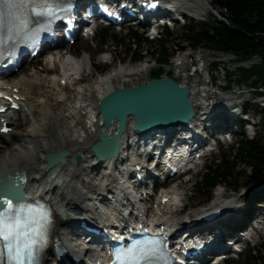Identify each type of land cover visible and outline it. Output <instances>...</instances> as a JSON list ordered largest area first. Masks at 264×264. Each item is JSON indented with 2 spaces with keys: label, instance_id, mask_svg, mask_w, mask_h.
Wrapping results in <instances>:
<instances>
[{
  "label": "bare ground",
  "instance_id": "bare-ground-1",
  "mask_svg": "<svg viewBox=\"0 0 264 264\" xmlns=\"http://www.w3.org/2000/svg\"><path fill=\"white\" fill-rule=\"evenodd\" d=\"M87 1L89 0H83V3ZM171 1H174V3L182 2H180L179 0ZM189 2H192L197 14H204L205 7L207 5L203 0H188V3ZM203 3L205 4V7L200 9L204 5ZM78 4L80 5V0L78 1ZM218 14L219 13L215 15L220 18ZM91 36L92 34L90 33L88 34V36L78 35L79 39H90ZM191 49L192 53L189 56H180L176 63H171L173 59V56H171L169 64L170 66H172V69L165 71L162 77H167L168 73H172V75H175V72L180 71L181 68H187V75H194V66H190V64L195 63L196 73L197 75H200L199 84H202L205 76L204 72L209 68L208 60H206V58L208 57H206V53L213 55L219 54L223 56L222 58L227 56H234L220 51L210 50L203 46H198L197 48L191 46ZM181 52H184V50L181 49ZM105 54H103L100 59L101 61L103 60V62H108L110 58L108 57V59ZM58 55H60L59 52L57 56H55V60L50 61V66L59 67V70L61 72L62 76L59 77L57 81L60 82L61 85L62 83L68 85L70 79H73L75 82H72V84L75 83L74 87L76 88L78 84L76 82L77 80H79V77H81L83 73L90 71L92 67L89 53L85 52V54L80 58L68 54L63 55L61 58L59 57L60 59H57ZM193 58H195V61L192 60ZM252 59L257 60L254 63L260 61V58L256 56ZM144 67L138 69L136 68L134 70H128L123 67L114 69L108 72V74L99 77L96 82L95 89L94 87L93 89L97 90L100 93V99L106 93L114 89V81H126L131 79L132 77L139 76L143 72H146L147 67ZM148 80L149 77H145L136 84L141 85L142 83H146ZM17 82L20 83L6 81L1 82L0 92L12 97L16 94L17 97L21 99L22 107L25 106L23 110L28 116L27 119L32 122L28 132L29 136L34 137L37 143L34 144L31 140L33 143L32 144L29 141V146H25L22 150L24 154L21 153V155L23 154L24 156L19 157V155L18 157H15L14 160L10 159L11 162H7L6 165H2L0 163V180L10 173L21 171L22 169L20 170L19 168L20 161L25 160L28 162V164H26L25 168L23 169L27 173V186L25 189V194L28 199L30 201L44 200L52 206L56 213L60 210H64L66 212L65 218L57 217L56 219L53 228V242L62 243L61 246L66 249L67 252H69L72 256H76L79 258H82V256H84L88 261L92 258L97 257L99 258L100 262L108 263L109 259L106 258L105 251H97V253H94L91 249L85 251L84 246L82 244H79L78 241H75V237H79L77 234L78 229H76L77 225H75L76 218L91 219L92 217H95L99 219V222H97V224L106 222L114 223V218L123 216L126 217L128 216L129 211H132V218H138L141 221H149L151 224L164 226L167 228L168 234L171 232L168 228L174 229V231L177 230V224L173 223L172 220H174L175 222V214L178 213L177 209L181 206L179 187L177 185H173L167 189L165 188L159 191V193L152 195L147 191V189L144 188L143 184H138L139 179L135 175L133 176L134 173H137L141 178V182H144L148 179L147 169H145V158L138 155L140 154V152H145L147 150V142H149L153 138H148L145 141L142 139V136H140V139H138L139 133L136 134L135 132V124L132 118L128 119L127 131L122 139L121 153L119 158L113 160L109 159L103 163H98L97 159L92 156L90 147L93 143L96 142L97 134L103 129L101 118L98 113L99 102L97 101V103H95L96 101L86 96V94L84 95L82 91H80V93L78 92V94L75 95L73 100L71 101L70 106L67 108V117L65 121L68 120L69 122H66L65 129L64 131H62L59 137V141H57L53 138H50V136L44 134L43 132L45 126L49 122H47V120L50 119L49 116L51 115V112H49V110L47 111L46 109L48 97L47 99L39 98V115L37 118H34L33 115L35 106L31 103L32 98L30 97V88L32 85L40 86V82L35 78L29 80L21 78ZM123 86L125 85L123 84L121 87ZM126 86L131 87L135 86V84H127ZM194 88L195 92L198 91V93L203 91L207 92L209 89L202 87L203 90L199 91L197 90L198 85H195ZM194 88H191L192 91L194 90ZM40 89L42 90V88ZM40 94H43L45 96V93L43 92ZM200 101V104L195 101L196 118L199 113L198 110H203L205 104L209 100L205 98V96H202ZM196 118L189 124L190 126L188 127H192L194 130H196V132L194 133V140L198 138L199 125L202 124L204 120L201 119L200 121L195 122ZM0 122L11 124L14 123V118L11 115H6L0 119ZM116 126L117 124L114 127ZM179 128L176 133H164V135L166 137H168L172 133H174L175 135H182L181 132L185 130L182 129V127ZM157 131L158 130H154L153 132H150L149 135L154 136ZM30 132H32V134ZM189 133L191 132H186V134ZM38 144L43 145V149L41 148V159H37L38 151H40ZM68 144L70 147L66 149V145ZM171 144H174V142L172 140H169V142H167L165 146L167 147ZM138 146H143L144 148L140 149V147ZM58 150H69L71 152V157L68 159L66 164L58 165L49 172H46L45 166L47 156L53 151ZM76 154H80L82 156L83 161L80 165L75 163L74 156ZM128 154H130V156ZM137 165L139 166L137 167ZM54 173H56V177L52 178V175ZM59 179L63 180L62 184H58ZM164 197L166 198L165 203L162 202V199ZM142 200H144L145 203H150L152 201L154 202L151 206H145V203H143ZM232 203L233 201L224 205L223 207L217 208L224 212L222 218L230 217V215L228 214L235 206ZM210 211L211 209L205 210L204 212L199 214L197 220L191 221L195 222L193 223L195 228L193 234L203 237L205 232L208 230L210 232L219 230V228L214 229V227H216V224L219 226L223 225L221 221L223 222L224 220H220L206 227V229L200 228L203 223L198 222V220L202 219V217H204L205 215L207 216ZM220 218L218 217L217 220H219ZM185 219L191 220L188 215L187 217H185ZM188 222L189 221H187V223ZM187 223L186 221H184L182 224L183 226H186ZM117 227L118 229L114 230V234L118 236V238H120V235L123 231H125V233L130 236L131 233L137 232L136 229L138 228L136 223L132 222L129 219H122L121 222L117 223ZM223 227L225 228L224 225ZM229 234L230 233H228L227 228L225 230H223V228L220 229L217 243L215 245L216 248H222L226 246L224 240L225 238H227V236H231H229ZM92 239L94 238L92 237ZM97 240L98 242H100L99 239ZM178 244L179 243H176V245ZM87 247L90 246L87 245ZM43 260L44 264H58V259L53 248H50L45 252Z\"/></svg>",
  "mask_w": 264,
  "mask_h": 264
},
{
  "label": "rangeland",
  "instance_id": "rangeland-1",
  "mask_svg": "<svg viewBox=\"0 0 264 264\" xmlns=\"http://www.w3.org/2000/svg\"><path fill=\"white\" fill-rule=\"evenodd\" d=\"M167 1L171 3V6H173L174 1L173 3L171 0H167ZM179 1L180 2L182 1L181 2L182 4L174 3V5H176L180 11L189 13L191 15L189 16L190 20L194 19L196 22H199L201 20L206 21L209 18V15L214 14L215 12H216L215 14L220 12L219 10L213 8V6L211 5L212 0H203L204 3L207 5L206 6L207 8L203 3L204 5L200 9L205 7V12L204 14H200V15L196 13V10L194 9L192 2L188 3V0H179ZM218 16L221 17L220 14H218ZM189 18L185 20L184 25L189 24L190 22ZM184 25L182 26L181 24H179L177 27L173 28L174 35L172 38L168 37L166 32H164V30L162 29L160 30L161 35L159 34L160 35L159 37L155 39L149 38L151 41H157L160 38L168 41L166 46L169 49L170 54H172L173 56L171 63H176V61L179 59L180 56H186V55L189 56L192 53L191 46L187 43H183L182 41H180L181 36L183 34ZM100 30L101 29L98 28L95 34L92 35L90 39H78V41L73 45H67L63 49L55 50L38 59L27 61L21 67V69L13 76L1 80V82L6 81V82L20 83L17 81L20 80L21 78L28 80L35 78L37 79V81L40 82V86L32 85L30 88V93H31L30 97L32 99L34 98L33 100L31 99V103L35 106L33 115L34 118H37L39 115L38 112L40 108H38V100L47 99L48 97L46 109L47 111L49 110V112H51V115L49 116L50 119L47 120V122L48 121L49 122L45 126L43 132L44 134L50 136V138H53L57 141H59V137L62 131H64L65 124L68 121V120L65 121L67 117V108L70 106L71 101L73 100L74 96L78 94V92L80 93V91H82L84 95L86 94V96L96 101L95 103H97V101L99 102L100 93L97 90H94L96 82L99 77H102L108 74V72L117 69L119 67H123L128 70L143 68L144 66H145L144 68L147 67L146 72H143L139 76L132 77L131 79L126 81L116 80L113 82L114 88L120 87L123 84L125 85V87H127L126 86L127 84L129 85L135 84L136 86L137 85L136 83L140 82L142 78L149 76L152 70L163 68L165 71H168L172 69V66H170V64L167 66L160 67L158 63L155 62V57L152 55L154 49H152L149 43L143 41L145 37H148V33H149L148 27L146 26H138L136 28H133L131 26L112 27L109 28L110 35L106 41L104 40L102 41L99 34ZM132 32H136L141 40V42L137 43V47H135V50H133V54L130 53L131 52L130 49L132 48V44L134 42V39L131 36ZM181 49H183L184 52H181ZM58 52L60 53V55H58L57 59H60L63 55H68V54L80 58L85 54V52L89 53L92 67L90 71L83 73L81 77H79V80H77L76 82L78 83L76 87L77 89L74 87L75 83L72 84V82H75L73 79H70L68 85L63 83L61 85L60 82L57 81L58 78L62 76L61 72L59 70V67L57 66L51 67L50 61L55 60V56H57ZM103 54H105L107 58L108 57L110 58L108 62L106 61L103 62V60L101 61L100 58ZM141 55L145 59L141 62H136L135 61L136 57H139ZM206 57H207L206 60L211 59V63L210 60H208L209 68L205 70L204 81L202 84L198 85L197 90L202 91L203 90L202 87L209 89L207 92L203 91L198 93V91H196L195 101H197L200 104L201 97L205 96V98L209 100L205 104V106L207 105L208 109L210 108V106H212L214 107V111H220L222 115H225L227 117L229 112H236V113L229 115L230 117H228L227 122L224 123L231 125L230 126L231 133L225 135L214 132V136H216L215 140L209 142L206 139L207 143H211L212 151L207 152L205 157L202 160L198 161L199 164L194 166V172H192L191 175L187 177L181 179L180 178L174 179L172 180L171 183L167 185L166 189L173 185H177L179 187V195L181 199V206L177 209L178 213L175 214L176 216L175 222L174 220L172 221L173 223L179 225L178 229L181 230L183 229L182 223L184 221H187L185 219L187 215L190 217L191 221H193L194 219H197L199 217V214L202 213V211L205 208L211 209L210 212H212L217 208V206L223 207L224 205L231 203L233 201V203H236V205H240L242 207L241 215H239L238 217L232 220L229 219L234 216L221 218L220 220H224L223 222L221 221V223L225 226V228L223 227V225L219 226L216 224V227H214V229L219 228V230L217 231L220 232L221 228H223V230L227 228L228 233H230L229 236L231 235L229 238L232 239L237 238L240 240L242 239V247L245 248V246H247L252 249H258L262 251V254L264 255V205L261 206L259 204L251 208L252 218L255 217L257 219L259 218L257 222L253 224L251 223L252 225L251 230L249 229L246 234H243V236L237 235L235 232H233L235 226L238 227L239 222L241 223L244 222V214L245 212H247L244 211L247 205L246 197L248 196V194H250L251 191L247 189V186L245 184V179L240 178L236 182L238 183L237 187L239 188L238 194H236L232 186L222 185L216 189L213 199L209 202H206L199 194H197L196 189L194 188L197 177L200 173L204 171L205 166L209 164L213 160V158L219 156V154L222 151L228 153L230 151L231 146L237 141V135L241 133H238L236 129L234 125V119L235 117L239 116V113L242 111L244 105H249L247 110V113L249 112V116H248L249 125L246 129L247 135L252 137L255 134H257V132L260 133L261 135H264V97L254 98V95L252 94L251 91H249V89H247L244 85H240L238 82L235 81L236 78L233 79L234 82L232 84L233 86L230 92L219 94L221 89L224 88L223 86L227 84L228 78L225 76V71L220 70L221 68H219V70H213V68L211 67V64L213 62L220 61L227 69L234 72L236 70V66L243 65L249 67L252 63L254 64V62H256L257 60L252 59L245 62H239L234 56H227L222 58L223 56L219 54L213 55L209 53H206ZM192 60L195 61V58H193ZM40 88H42V90ZM42 92L45 93V96L43 94L42 95L40 94ZM23 108L19 111L10 112L7 114L13 116L14 123H11L13 130L12 133L8 135L0 134V163L2 165H6L7 162H11L12 159L14 160V158L18 157L19 155H20L19 157L24 156L23 155L24 152L22 150L25 146L28 145L29 141L31 143L33 141L34 144L37 143L34 137L29 136L28 132L32 122H30L27 119L28 116L24 112ZM198 112L200 113V115H198V118L204 117L201 116L204 113L203 110L199 109ZM220 122H222V118ZM208 124H210V122ZM1 125L2 122H0V129H1ZM211 132H213V130ZM30 133L32 134V132ZM38 146L40 151H38L37 159H41L43 145L38 144ZM66 147H67L66 149H68L70 147L69 144L66 145ZM21 153L23 154L21 155ZM26 164H28L27 161L25 160L20 161V167H19L20 170L21 169L23 170ZM262 188L264 189V185ZM153 202L154 201L150 203L146 202L145 206L146 205L151 206L153 205ZM79 219L80 218H76L75 220L76 223L75 225H77L76 229H79V224H78ZM250 222L251 221L247 222L248 227L250 226ZM230 225L233 227H231ZM255 228H257V230H255ZM206 232H210V231L208 230ZM86 238L87 237L83 236L82 239L79 241L83 242L85 241ZM226 242H228V239ZM233 260H235L234 264H244L246 261L243 254L240 256H235ZM224 264H228V262Z\"/></svg>",
  "mask_w": 264,
  "mask_h": 264
},
{
  "label": "trees",
  "instance_id": "trees-1",
  "mask_svg": "<svg viewBox=\"0 0 264 264\" xmlns=\"http://www.w3.org/2000/svg\"><path fill=\"white\" fill-rule=\"evenodd\" d=\"M211 5L219 10L221 15L218 18L211 14L206 21L191 22L183 27L181 36L182 42L189 43L192 47H206L210 50L220 51L234 55L237 61H249L253 57H259L260 61L251 64L249 67L239 65L233 72L227 69L221 62L215 61L211 64L213 70H224L228 78L224 89L232 90L233 79L240 85H244L252 92L254 98L264 97V0H212ZM102 41H106L110 30H100ZM168 37L172 38L173 33L166 29ZM134 39L131 54L141 42L138 34L132 32ZM152 47V55L158 65L170 63L171 54L167 48L166 40L162 38L151 41L147 37L143 39ZM145 58L141 55L136 57V62ZM165 71L162 68L152 70L151 78H159ZM249 105L243 108L247 112ZM258 112V111H257ZM234 125L238 131L237 141L231 146L227 153L222 151L219 156L205 166V169L197 177L194 188L206 202L213 199L216 189L219 186H232L238 194L239 188L236 183L240 178L245 179L247 189L251 192L246 197L248 210L245 213V220L251 218V208L257 205H264V135L257 132L253 137L246 133V121L235 119ZM246 259L244 264H264V255L258 249L249 248L244 252ZM235 260L228 264H234Z\"/></svg>",
  "mask_w": 264,
  "mask_h": 264
},
{
  "label": "water",
  "instance_id": "water-1",
  "mask_svg": "<svg viewBox=\"0 0 264 264\" xmlns=\"http://www.w3.org/2000/svg\"><path fill=\"white\" fill-rule=\"evenodd\" d=\"M190 93L189 86L179 84L173 77L151 78L147 83L106 93L99 101L98 113L103 129L90 147L92 156L98 163L119 158L129 118L134 120L135 131L143 137H148L154 130L176 133L179 127L187 129L196 116ZM70 157L69 150L53 151L46 158L45 171L66 164ZM74 159L78 165L83 161L80 154ZM55 177L56 173L52 175ZM62 183L63 180L59 179L58 184ZM26 186L27 173L24 170L4 176L0 180V209L9 201L29 200L25 194ZM59 216L65 218L66 212L60 210Z\"/></svg>",
  "mask_w": 264,
  "mask_h": 264
},
{
  "label": "snow or ice",
  "instance_id": "snow-or-ice-1",
  "mask_svg": "<svg viewBox=\"0 0 264 264\" xmlns=\"http://www.w3.org/2000/svg\"><path fill=\"white\" fill-rule=\"evenodd\" d=\"M15 2L21 4H33L37 6L48 5L53 0H15ZM4 25L3 20L0 18V55L8 43V40L3 35ZM2 111V109H0ZM7 207L11 209V202H7ZM25 228V224L22 223L19 217H14L10 213L0 212V261H7V264H24L25 251L27 252L28 258L31 259L33 254V245L36 243L32 240L23 247L20 246V239L23 236H27L31 229L27 231H21ZM136 242L135 245L129 247L128 249H118L116 250V264H130L131 261H139L141 259H146L145 255H142Z\"/></svg>",
  "mask_w": 264,
  "mask_h": 264
},
{
  "label": "built area",
  "instance_id": "built-area-1",
  "mask_svg": "<svg viewBox=\"0 0 264 264\" xmlns=\"http://www.w3.org/2000/svg\"><path fill=\"white\" fill-rule=\"evenodd\" d=\"M210 60L211 63V59ZM190 66H194V75H187V68H181L180 71H176L173 75L174 79L177 80L181 85H188L191 88H194L195 85H199L200 75L196 73V64L191 63ZM192 98L195 99V88L192 91Z\"/></svg>",
  "mask_w": 264,
  "mask_h": 264
}]
</instances>
